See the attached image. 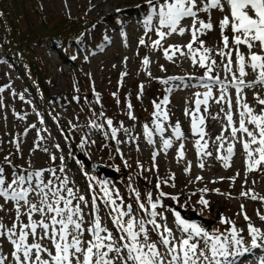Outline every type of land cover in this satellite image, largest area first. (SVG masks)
<instances>
[{
  "label": "snow or ice",
  "instance_id": "6c2138e0",
  "mask_svg": "<svg viewBox=\"0 0 264 264\" xmlns=\"http://www.w3.org/2000/svg\"><path fill=\"white\" fill-rule=\"evenodd\" d=\"M137 7L146 8L141 20L145 32L139 45L147 46L145 37L151 39L149 34H154L156 39L150 47L163 49L165 59L176 63L174 57L179 53L192 68L202 70L198 76L156 78L161 84L169 85L165 90L168 94L174 87L197 89L192 93V100L186 101L193 107L184 111L185 116L190 117L191 135L196 137L197 157L219 160L227 169L238 143L245 154V183L248 172H264L261 168L264 165V0H145L143 6ZM213 12L222 14L215 28ZM216 29L220 36L218 44L206 46V40L201 37ZM173 34L180 37L187 34L190 39L185 45L164 47L162 41ZM142 63L147 69L150 59L146 56ZM159 67L162 72L166 71L163 65ZM143 89L140 85L137 99H141ZM248 89L253 90V100L258 107L248 102L245 91ZM3 91L0 87V92ZM168 94L152 100V119L142 123L138 135L134 134L138 118L130 102H126L125 114L134 122L131 127H126L123 121L114 126V120L105 115L101 106L98 114L93 112L101 122H89L81 147L96 143L88 138L95 130L102 133L105 140L114 142V152L121 159L124 153L120 145H134L139 151L140 142H146L152 149V168L144 169L137 161V167L143 171H158L157 156L161 152L167 155L176 142H179L177 161L183 160L184 141L188 137L179 120L171 121ZM3 106L0 100V107ZM214 106L216 114L211 111ZM18 118L24 119L23 116ZM209 118L220 120L222 124L220 133L210 137L211 144L205 139L209 135L206 131ZM225 133L229 135L226 137ZM10 142L15 144L16 154L23 158L19 140ZM43 151L48 153L46 148ZM48 155L49 167L35 168L30 160L27 167L14 164L11 153L0 162V213H4L0 215V264H235L236 258L251 250L246 246L249 241L244 234L251 238V248L264 246L258 243L264 241V231L243 211V204L239 214L246 222V233L223 214L218 222L227 229L209 230L165 204L166 199L179 204L177 195L162 190L165 184L176 186L174 174L163 180L157 177L155 190L146 188L143 195L133 186L137 175L130 174L127 178L130 199L111 181L90 176L89 198L68 175L64 157L61 156L57 164V157L52 153ZM124 166L131 167L127 160ZM198 167L204 169L205 163H199ZM191 169V162H187L185 173H190ZM236 175L239 176V172ZM169 180L173 182L169 184ZM195 180L202 182L204 177L196 176ZM210 191L226 195L218 188L198 189L200 195L196 203L209 210L210 201L205 195ZM252 191H242L240 195L264 203V196L251 194ZM197 192L191 196H196ZM256 215L264 225V214L257 211ZM259 264H264V259H260Z\"/></svg>",
  "mask_w": 264,
  "mask_h": 264
},
{
  "label": "rangeland",
  "instance_id": "374dc122",
  "mask_svg": "<svg viewBox=\"0 0 264 264\" xmlns=\"http://www.w3.org/2000/svg\"><path fill=\"white\" fill-rule=\"evenodd\" d=\"M97 1L99 0H38V4L42 6V13H44L48 19H52V17H62L64 15L81 18L84 17L88 19L90 23V27L82 33L81 38L74 41V43L69 44L66 48H62L59 52L55 50L46 51L44 46L41 47L39 42H36L34 47L32 46L34 53L38 55L42 61L40 71H42L43 83L41 86L46 88L45 99L47 100V109H43L42 105L38 104L33 96L32 90L26 87L25 79H23L20 72L15 69L11 60L6 57L4 53L5 51L0 45V87L4 88V91L0 92V100H3L4 103V106L0 107V162L3 161L5 155L11 153V159L14 164L27 167V161L30 160L35 168H42L51 165L48 153H52L57 157V164L60 163V157L63 156L64 162L67 165L66 170L68 175L74 179L76 186L82 189L83 193L90 198L88 184L90 183L89 177L91 174L82 170L81 167H79V162L74 159V149L79 147L80 150L84 151V154L86 153L85 156L88 159H91L93 163L99 165L102 164L106 169L115 170V177L108 178L107 180L111 181L117 188H119L121 193L125 195L126 199H130L127 189V178L130 174L137 175L136 183L133 186L138 187L143 195L146 188L155 190L157 177L162 180L166 179L172 175L171 172L167 171L168 169L166 168L158 171L156 169H153L152 171H143L138 168L137 161L143 165L144 169H150L147 165V162L150 159L146 150L143 149V145L140 146L142 150L141 156L136 153L134 154V147L128 145V148H126L124 145H120L124 153V159H121L120 156L114 152L115 144L112 141L107 140L110 143V146L106 145L105 141L99 137L95 130H92L89 133L88 138L90 141L95 140L97 144L89 143V146L86 145L81 147V138L85 136L89 122L97 120V117L93 115V112L98 114L101 111V106H99L96 100L97 94H99L100 104L103 106L105 115H108L107 117L112 118L114 121L117 119V108L115 105L117 104V99L120 101L118 93L124 95L123 101L125 104L126 102H130L133 105L132 112L138 118L135 122L141 121L139 123L140 126L143 122H147L148 116L153 110L151 99L149 100L148 96L145 95L143 98L137 99L140 90L134 86V83H137L139 88L142 84L140 75L137 76L134 72L136 71L135 67H138V65L141 64L144 55L146 56V54H150L149 51L143 49V46L139 45L138 39L136 38L137 35L139 37L144 32L141 24L142 19L139 18L140 15L145 14L144 10H140L144 7L137 6L144 4L145 0H130L131 3L136 6L135 8H128L129 11L131 10L129 15L120 11L119 8H121V6L116 7L117 9H113V6L111 5L112 2L104 1L100 6H97L99 3ZM118 9L119 11H117ZM219 15L217 16L215 14V17L220 19L222 14ZM114 16L116 18H114ZM101 18H105L103 20L105 25L101 26L102 28L98 23L102 20ZM32 19V16L27 14L26 22L31 24ZM125 19L130 22L129 28H131V32L132 30H136L133 33V36L127 40V46L118 52L121 57L124 56V69L127 75L125 78L121 79L122 86L119 84L116 86H108L106 80L108 79V75L112 74L111 68L113 64L110 63V60H108L106 56V58L103 59L105 67H99L97 62L95 63L89 58V54L90 51L93 52V50L100 48L102 45V38H100L98 30L104 35H108V30H112V27L115 28V26L117 28L123 23V27L120 26L118 28H120L121 32L125 34V26L127 24L124 23ZM150 36L151 39L146 38L149 42L152 41V35ZM117 68L119 71V64L114 65V73L117 71ZM128 69L130 70L128 71ZM120 78L121 75L120 77L118 75L114 81H120ZM76 86L80 89L79 91L76 89ZM113 93L117 94L115 98L113 97ZM250 94H253V91H251ZM21 96H23V99H20ZM247 98H250L249 94L247 95ZM20 116H23L24 119H19L18 117ZM50 116H53V118L50 119ZM97 122L100 123L101 121L97 120ZM33 124L36 126L35 128L31 127ZM68 132L70 138L74 140L76 144H72L69 140H66L65 135ZM135 132L134 134L140 133L139 130H135ZM37 133H39V135H37ZM119 135L120 134H118V136ZM17 139L20 142L23 158L16 154V146L10 142ZM45 148L48 149V153L43 151ZM124 160H127L131 167L125 168ZM112 162L116 166L112 165ZM143 162H145V164ZM120 165L122 168L118 167ZM117 168H119V171H116ZM85 173L88 175H85ZM174 173H176L174 183L178 188L176 186L174 188L169 187L167 184L162 185V190L164 192L167 190L172 195H175L176 192L180 190L179 186L183 185L185 182H182V177L179 178V171H176L175 169ZM144 177H147V179H144ZM172 182L173 181L171 180L168 181L169 184ZM206 186L208 188L211 187L208 184ZM203 187L205 186H202L201 188ZM231 190L239 191L240 188L233 187ZM186 199L187 198L179 199V204H175L171 200H166L164 203L171 205L176 210L183 209L185 212L189 210L203 217L207 221L210 220L211 223L203 225L209 230L216 227L223 230L222 225L219 223L214 225L215 220L210 213L207 215L203 214L206 210L202 207H188L191 200L187 201L186 205H184ZM229 200L230 205L237 206L233 204L235 202L233 199ZM182 202L184 207H180ZM237 212H239V210ZM2 214L4 215V213H0V215ZM244 236L246 237V235Z\"/></svg>",
  "mask_w": 264,
  "mask_h": 264
},
{
  "label": "bare ground",
  "instance_id": "6f19581e",
  "mask_svg": "<svg viewBox=\"0 0 264 264\" xmlns=\"http://www.w3.org/2000/svg\"><path fill=\"white\" fill-rule=\"evenodd\" d=\"M104 1L105 2H112L111 5L113 6V9H117L116 7L121 6V8H119L120 11H123V13L126 15H129L131 13V10L129 11L128 8H135V6H136V5L134 6L130 0H116V1L115 0H99V1H97V2H99L97 6H100ZM136 3H138V2H136ZM143 5L144 4H142L141 6H143ZM140 10H144L146 12L145 7L143 9H140ZM215 14L218 16L219 14L221 15V13L214 12V15H213L214 28H215V22L219 20V18L215 17ZM143 16L144 15L142 14L139 16V18L142 19ZM114 18H116V17L114 16ZM104 19H102L101 21L98 22L100 27L105 25V22L103 21ZM189 22L190 21H185V23H189ZM124 23L128 24V25L126 24V26H125V32H126L125 34H123L121 32L120 28H118L120 26L123 27V23H121L117 28L115 26V28L112 27V30H108V32H107L108 35L107 34L104 35L103 33H101L100 30H98L100 38H102V40L100 39L102 41V45L100 48L93 50V52L90 51V54H89V58L92 59L93 62H95V63L97 62V65H99V67H105L103 59H105L106 56H107V59L110 60V63L113 64V66L111 68L112 74L111 75L107 74L108 79L106 81H107L108 86H116L118 84L121 85V79L126 77V75L122 76L123 73H126L125 69H124L125 63L123 62L124 56L121 57V55L118 52H120V50L124 49L127 46V40L133 36V33L136 30L135 31L132 30V32H131V28H129L130 22L128 20L125 19ZM142 29L145 32V29L143 28V26H142ZM144 32L139 37L137 35L136 38L138 39V41L142 36H144ZM149 35H152V41L154 39H156L154 34L150 33ZM229 35H230V33H229ZM146 38L147 37H145V43L147 46H143V49L150 52V54L149 53L146 54V56L150 59V64L147 66V69H146V67L140 61L141 64H139L138 67H135L136 71L133 70L137 76L140 75L141 83H142L141 85L144 86L143 95L141 98H143V96L146 95L149 97L148 98L149 100L151 99V102H152L153 99L162 98L165 94H168L165 92V90L167 87H169V85L161 84L159 82V79H156V78L163 79V78H166L169 76L187 77L189 75H196V76L200 75V72L202 70L197 69V68H192L190 65V62L187 59H185L183 57H179V53H177L176 57H174V59L176 60V63L169 62L167 59H165V57L163 55V49H159V50L152 49L150 47L152 44V41L149 42L146 40ZM201 38L206 40V46L215 47L218 44L219 39H220L219 31H218V29L213 30V31L209 32L207 36H204ZM189 39H190V36L187 34L184 37H180L178 35L173 34L171 37H168L164 41H162V44L164 47H167L168 45H171V44L185 45L189 41ZM89 42H92V41H89ZM194 47H195V45H194ZM144 53H145V51H144ZM144 56H143V58H144ZM217 59H219V57H217ZM116 64H119L120 68H119V71L117 68V71H116L117 73L116 72L114 73L113 68H114V65H116ZM160 65H163L164 68L166 69V71L162 72L160 70V67H159ZM135 68H133V69H135ZM129 70L130 69H128V71ZM149 72L151 73V76L148 75ZM118 75H119V77L121 75L120 81H117V80L114 81V79H116L118 77ZM249 79H251V77H249ZM138 81H140V80H138ZM175 83H178V82H175ZM137 89H139V88H137ZM196 90L197 89H190V88L180 89V88L174 87L173 92L168 94L170 97V101H171V103L168 106L171 109V121L175 122V121L179 120L181 122V125H182V130L187 134L188 138L184 141L185 149H186L185 158L183 160L177 161V149H178V143L179 142H176L174 147L168 151L167 155H165L163 152H161L157 156L156 164L158 166V170L166 168V169H168L167 171H170L171 174H174V175H176V173H174L175 169H176V171H179V173H180L179 178L182 177V182H184V181L185 182L183 183V185L179 186L180 190L177 191L175 195H177L179 197V199L187 198L186 202H184V205H186L187 201L191 200L188 207H191V208L202 207L196 203V201L200 195V193L197 192V190L200 189L202 186H206L207 184L209 186H211L209 189L218 188L221 193H225L226 195H219V194H216L215 192L210 191L208 194L205 195V198L210 201V210L203 208L204 210H206L205 213H203V214L207 215L208 213H210L212 215V217H214V220H215L214 225L216 223H219L218 217L221 214H223L224 217H227V218L234 220L238 227H240V228L243 227L245 229V233H246V222L243 219V215L239 214V213H241V204H243L244 205L243 211L246 212V214L251 218V221L254 223L255 226L261 227L262 231H264V225L261 224V222L258 220V217L256 215L257 211H259L261 214H264V203H261L259 200L253 201L250 199V197L245 198V197H242L240 195L241 191H248L249 189H252L253 191L251 194H257L258 193L260 196H264V172H260V171L248 172L247 173V183H245V173H246L245 154L243 153V150H242L240 144H238V143L235 144V155L229 161L231 166L228 167L227 169L223 167V163L219 160L213 159L211 157H206V156L205 157H197V155H196V150L194 147V140L196 139V137H193L191 135L190 117H186L184 114L185 108L193 107V105L191 103H186V101L192 100V93ZM200 91H203V89H200ZM245 91H246V96L249 94V97H250V98H247L248 102L250 104H252L253 106L258 107V105H256V103L253 101V94H250L251 91H253V90L248 89ZM118 94H119V98H120V103L116 104V105L114 104L117 108V110H116L117 115L115 114L117 116V119L114 121V126H118L119 122L123 121L126 127H131V125L134 122L128 120V118L125 114L128 111V109L126 107V104L123 101L124 95H121L120 93H118ZM147 103H148V101H147ZM98 104H99V106H102L100 104V102ZM64 106H65V104H64ZM150 109H148V110H150ZM138 110H139V108H138ZM211 111H212V114H216V107L214 106ZM145 118H146V116H145ZM151 119H152V117H151V115H149L147 122L151 121ZM140 122H135L137 125L135 130H139V132L141 131V126L139 124ZM221 127H222V124H221L220 120H211L209 118L206 121V131L208 132L209 135L206 136L205 139H208L210 144H211L210 137L214 138L215 135L220 133ZM228 135H229L228 133H225L226 137ZM42 137H43V135H42ZM95 144H97V143H95ZM141 145H143L142 147L144 150H146L148 157L150 159L147 162V165H148V167L152 168V159H151L152 149L146 145V142L141 141L139 146H141ZM127 146L128 145H124V147L128 148ZM132 147H134V150H135L134 154L136 153L139 156L142 155L141 147H140L139 151L136 150L134 145H132ZM90 148H92V147H90ZM215 154L216 153L214 152V155ZM129 155H130V153H129ZM131 157H132V155H131ZM125 158H127V157H125ZM187 162H191L192 169H191L190 173L186 174L184 169L187 166ZM201 162L205 163L204 169H200L198 167V164ZM143 163L145 164V162H143ZM261 168H264V165H261ZM237 172H239V176L236 175ZM196 176H202V177H204V180L202 182L196 181L195 180ZM221 178H223V179H221ZM231 178H235L234 181ZM211 181H216V183L213 184V183H211ZM253 181H255V183H253ZM233 187L240 188V190L239 191L237 190L238 192L233 191V190H231V188H233ZM193 192H197V195L191 196V193H193ZM166 193H169V191L166 190ZM189 196H191V199H188ZM229 199H233V201H235L233 204H235L237 206L230 205ZM166 200H168V199H166ZM181 205H183V202ZM238 210H239V212H237ZM222 227H223V230L227 229L226 225H222ZM244 235H246V234H244ZM244 238H245V240L249 241V243L246 246L249 247L251 250H250V252L245 253L241 257L236 258L235 264H259V260L264 259V246H262L258 249L251 248V243H250L251 238L247 235H246V237L244 236ZM258 243H261L262 245H264V241H258Z\"/></svg>",
  "mask_w": 264,
  "mask_h": 264
},
{
  "label": "trees",
  "instance_id": "16d2710c",
  "mask_svg": "<svg viewBox=\"0 0 264 264\" xmlns=\"http://www.w3.org/2000/svg\"><path fill=\"white\" fill-rule=\"evenodd\" d=\"M27 14L33 18L31 24L26 22ZM88 27L89 20L84 17L63 15L48 19L42 13V6L38 4V0H0V45L13 65L24 71V76L29 74L24 79L28 88L32 89L35 99L42 105L44 101L39 93L46 91V88L41 86L42 61L34 53L32 46L39 42L41 47L59 52L81 38ZM76 89L80 90L78 87ZM99 135L104 139L102 133ZM72 142L75 144L74 140Z\"/></svg>",
  "mask_w": 264,
  "mask_h": 264
},
{
  "label": "water",
  "instance_id": "95a60500",
  "mask_svg": "<svg viewBox=\"0 0 264 264\" xmlns=\"http://www.w3.org/2000/svg\"><path fill=\"white\" fill-rule=\"evenodd\" d=\"M78 160L83 161L85 167L89 168L90 170H92L94 175H97L99 179H108V178H114L115 177V172L113 171V169H106L104 168L102 165H97V164H93L92 162L90 163L87 160H84L82 157L77 156ZM183 212L181 211V214L183 216ZM188 216L191 218V221L194 222H198L201 224L202 218L197 216L195 213H193L192 211L188 212ZM189 219V218H188Z\"/></svg>",
  "mask_w": 264,
  "mask_h": 264
}]
</instances>
